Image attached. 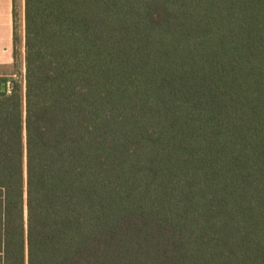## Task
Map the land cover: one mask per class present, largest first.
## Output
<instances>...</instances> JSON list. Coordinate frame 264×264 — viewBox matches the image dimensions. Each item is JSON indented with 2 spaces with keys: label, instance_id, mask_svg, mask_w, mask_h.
<instances>
[{
  "label": "trees",
  "instance_id": "16d2710c",
  "mask_svg": "<svg viewBox=\"0 0 264 264\" xmlns=\"http://www.w3.org/2000/svg\"><path fill=\"white\" fill-rule=\"evenodd\" d=\"M0 264H264V0H13Z\"/></svg>",
  "mask_w": 264,
  "mask_h": 264
},
{
  "label": "crops",
  "instance_id": "0c3cea01",
  "mask_svg": "<svg viewBox=\"0 0 264 264\" xmlns=\"http://www.w3.org/2000/svg\"><path fill=\"white\" fill-rule=\"evenodd\" d=\"M13 8V0H0V70L6 67H10L14 62ZM19 9L23 18L25 10V0H20Z\"/></svg>",
  "mask_w": 264,
  "mask_h": 264
},
{
  "label": "rangeland",
  "instance_id": "374dc122",
  "mask_svg": "<svg viewBox=\"0 0 264 264\" xmlns=\"http://www.w3.org/2000/svg\"><path fill=\"white\" fill-rule=\"evenodd\" d=\"M19 2H20V0H19ZM0 72H2V73H3V72H4V73H5V72H11V70H4V69H1Z\"/></svg>",
  "mask_w": 264,
  "mask_h": 264
}]
</instances>
